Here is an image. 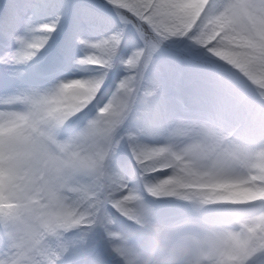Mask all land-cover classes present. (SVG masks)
Instances as JSON below:
<instances>
[{"label":"clouds","instance_id":"1","mask_svg":"<svg viewBox=\"0 0 264 264\" xmlns=\"http://www.w3.org/2000/svg\"><path fill=\"white\" fill-rule=\"evenodd\" d=\"M109 3L134 13L126 54L121 28L81 43L73 74L0 94V264H264V0ZM22 36L0 63L36 57L42 37ZM165 44L219 70L231 119L141 118Z\"/></svg>","mask_w":264,"mask_h":264},{"label":"rangeland","instance_id":"2","mask_svg":"<svg viewBox=\"0 0 264 264\" xmlns=\"http://www.w3.org/2000/svg\"><path fill=\"white\" fill-rule=\"evenodd\" d=\"M13 5L28 10L27 23L32 26L53 21L57 16H60V20L56 31L51 34L45 46L28 64L0 63V94L25 85H44L56 77L76 72L74 60L81 55V39L99 40L123 28V39L119 52L126 54L137 43L136 33L131 24L120 21L106 5V0H0V55L14 48L15 42L12 37L23 34L25 30V25L15 19L12 23L14 26L8 29L2 27L3 12L7 9L12 10ZM76 15L82 17L78 23L74 22ZM88 37L91 39H87ZM46 60L50 62L44 65ZM38 63L41 67H38ZM218 71L207 64L197 65L187 62L184 56L165 44L154 54L145 75L160 84L159 93L153 98L156 104L163 102L161 100H164L162 97L165 90L176 88V95L180 96L181 87H186L192 92L193 99L204 101V115H219L224 119H231L233 114L226 110L227 100L212 87L213 78ZM121 75H123L122 68L119 65L114 66L109 73L106 87H110ZM45 76L52 77L46 78ZM142 103L137 101L135 105V110L140 111L139 114L142 111L141 105L144 104ZM146 109L147 113L153 110L150 106L148 108L146 106L144 110ZM165 110L166 106L163 107V112ZM147 113L141 116L145 118ZM147 122L148 119H146ZM121 153H124L128 161H131L126 151H119L116 157H119ZM166 205L177 207L179 204L162 203L159 206L164 208Z\"/></svg>","mask_w":264,"mask_h":264},{"label":"snow or ice","instance_id":"3","mask_svg":"<svg viewBox=\"0 0 264 264\" xmlns=\"http://www.w3.org/2000/svg\"><path fill=\"white\" fill-rule=\"evenodd\" d=\"M106 5L110 7L111 11H113L117 17H119L120 21H122L125 24H133L135 18L134 13L130 12L127 16H121L117 7L115 5H111L109 3V0H106ZM12 16L15 19V21L21 22L25 25L24 32L36 33L42 37L40 50L45 46L51 34L56 31L57 24L60 20V16H57L56 19L53 21L43 22L38 25L32 26L27 23L28 10L26 8H20L15 5L12 6ZM81 19L82 17H80L79 15L74 16V22L76 23H78ZM13 37L19 40H23L22 34L14 35ZM96 41L98 40L90 41V40L81 39L80 43L91 44V43H95Z\"/></svg>","mask_w":264,"mask_h":264},{"label":"bare ground","instance_id":"4","mask_svg":"<svg viewBox=\"0 0 264 264\" xmlns=\"http://www.w3.org/2000/svg\"><path fill=\"white\" fill-rule=\"evenodd\" d=\"M9 9H7V11H4L3 12V16L1 17L2 19H3V28H6V29H8L10 26H14L12 23H13V21H14V18H13V16H12V10H9ZM5 29V30H6ZM22 34V33H21ZM87 39H91L90 37H88ZM49 60H46L45 61V64L44 65H46L47 63H49L48 62ZM43 62H41V64H42ZM41 64H39L38 63V67H41ZM175 91H176V89H175ZM172 95H176L175 93H172ZM154 98V97H153ZM153 98L151 99V100H149V101H147L146 103L145 102H143L142 104L143 105H141V108H142V111H141V114L140 115H143V113H147L146 111H147V109L146 110H144L145 108H146V106H147V108L150 106V107H152L153 108V110L152 111H150V112H152V113H150V115H149V122L148 123H162V113H161V106L160 105H156L154 102H153ZM168 103V102H167ZM171 103V102H170ZM183 103V101H181V104ZM199 104V105H198ZM190 105V108H189V112H191V113H196V114H201V115H204V101L201 99V100H199V102L197 103V104H195L193 101L189 104ZM170 106L168 105V108H167V110L168 109H170L169 108ZM174 109H176V113L178 112V111H180V113L179 114H185V113H183V111L182 110H179V108H177V106L176 105H174ZM195 108V109H194ZM137 112L138 113H140V111H139V109H137ZM190 113V114H191ZM141 118L143 119L144 117H142L141 116ZM232 118V117H231ZM145 119V118H144ZM143 119V120H144Z\"/></svg>","mask_w":264,"mask_h":264}]
</instances>
